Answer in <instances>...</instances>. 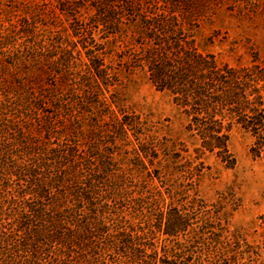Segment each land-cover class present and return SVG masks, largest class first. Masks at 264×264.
Masks as SVG:
<instances>
[{
  "label": "rangeland",
  "instance_id": "1",
  "mask_svg": "<svg viewBox=\"0 0 264 264\" xmlns=\"http://www.w3.org/2000/svg\"><path fill=\"white\" fill-rule=\"evenodd\" d=\"M103 3L104 0H0V32L7 33L0 49V158L6 163L0 168V229L9 235L7 249L0 245V264H20L38 248L41 251L36 256L33 254L32 264H46L52 261L53 252L62 247L58 243H27L18 256L12 249L20 246L25 231L18 228L16 211L7 200L14 191L32 190V184L13 173L17 165L32 161V153L25 150L30 145H42L50 136L52 146L78 149L76 154L82 157L76 161L83 174L100 171L99 156H104L106 161L109 157V162L114 164L113 171L129 174L133 182L127 184L132 191L130 195L134 196L145 171L129 159L122 160L124 151L138 144H144L148 150H158L159 146L166 149L173 142H183L192 150L195 141L186 131L188 118L168 92L156 89L147 68L136 61L151 47L156 48L143 34L139 15L174 12L179 25L191 31L199 52L214 54L232 67H264V0H110ZM104 12L111 13L118 22L104 26ZM22 18L31 22L24 32L7 29L9 24ZM156 35L164 39L163 34ZM82 45L103 53V64L112 69L109 70L112 74L109 93L103 92L113 102L111 109L122 110L131 126L125 137L115 139L114 144L106 130L108 117L98 115L104 109L89 105L84 96L87 88L74 81L78 79L75 71L87 60ZM64 48L72 54L68 63L61 60ZM25 91L42 93L41 108L29 109L34 99L26 97ZM251 141L249 134L232 129L229 140V150L235 160L232 168L225 167L214 153L202 157L204 167L196 187L207 207L216 204L224 213L228 231L225 229L222 237L225 235L229 240L212 242L213 235L206 232L209 244L202 246L201 240L195 243L194 252L181 257L179 264H200V261L203 264H264V153L254 156L250 151ZM96 145L97 153H90V148ZM63 166L69 168L70 161L65 160ZM157 166L156 159L153 166L148 165V170H156ZM50 168L53 171L55 165ZM46 173L42 170L38 177L46 180ZM60 189L48 186L43 193L42 200L48 210L53 207L52 195ZM26 197L32 198L27 193ZM122 214L131 217L133 209L126 205L122 207ZM188 237L185 232L179 234V240ZM76 260L75 254L66 263L76 264ZM107 260L122 264L115 254Z\"/></svg>",
  "mask_w": 264,
  "mask_h": 264
},
{
  "label": "trees",
  "instance_id": "2",
  "mask_svg": "<svg viewBox=\"0 0 264 264\" xmlns=\"http://www.w3.org/2000/svg\"><path fill=\"white\" fill-rule=\"evenodd\" d=\"M104 1L106 4L110 0ZM173 13L152 12L138 16L143 34L156 48L151 47L136 61L147 68L156 89L168 92L173 103L188 118L186 131L195 141L192 150L183 142H173L166 149L159 146L158 150H148L144 144H138L124 151L122 160L129 159L145 171L134 196L130 195L132 191L127 184L133 182L129 174L113 171L114 164L109 162V157L106 161L104 156H99L100 171L83 174L76 161L82 157L76 154L78 149H64L59 144L52 146L50 136L42 145H30L28 150L22 147L28 154L32 153V161L17 165L18 172L13 173L32 184L33 191H14L7 200L10 208L16 211L18 228L25 231L20 246L12 248L16 256L27 243H58L62 247L53 252L52 261L46 264H68L67 258L75 254L76 264H111L107 260L111 254L120 257L122 264H179L181 257L194 252L195 243L201 240L202 246L209 244L206 232L213 235L212 242L229 240L225 235L222 237L225 229L228 231L224 213L216 204L207 207L196 185L206 153H214L225 167L234 166L235 160L229 150L230 132L234 127L250 135V151L254 156L264 153V67H232L214 54L199 52L191 31L179 25ZM105 15L104 26L118 22L111 13ZM30 25L31 22L22 18L9 24L7 29L24 32ZM156 34H163L164 39ZM6 35L0 32V49ZM82 49L87 60L75 71L78 79L74 81L87 88L84 96L89 105H100L104 109L98 115L108 117L106 130L114 144L115 139L125 137L131 126L122 110L111 109L113 102L105 95L112 85L109 72L112 69L103 64L102 52L86 49L83 45ZM62 50L61 60L68 63L72 54L65 48ZM25 93L26 97L34 99L29 109L41 108L42 93ZM97 149L96 145L89 151ZM105 153L112 154L111 151ZM9 157L15 162L12 155ZM156 159V170H148V165L153 166ZM65 160L70 161L69 168L63 166ZM5 164V159L0 158V168ZM42 170L49 173H46V180L38 177ZM48 186L56 190L62 188L52 195L51 210L43 203V193ZM26 193L32 198H27ZM126 205L133 209L131 217L122 214V207ZM0 232V245L6 250L9 235L1 229ZM183 232L189 237L179 240ZM35 251L32 257L41 248ZM32 257L20 264H32Z\"/></svg>",
  "mask_w": 264,
  "mask_h": 264
}]
</instances>
